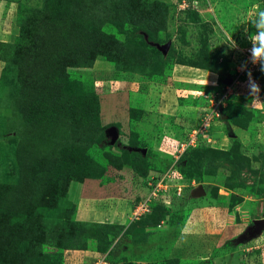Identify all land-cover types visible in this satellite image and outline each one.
I'll list each match as a JSON object with an SVG mask.
<instances>
[{"label":"rangeland","instance_id":"obj_1","mask_svg":"<svg viewBox=\"0 0 264 264\" xmlns=\"http://www.w3.org/2000/svg\"><path fill=\"white\" fill-rule=\"evenodd\" d=\"M42 1L0 0V42L15 40L22 5L39 6ZM119 1L83 0L81 9H75L86 19L103 23L105 31L126 42L133 52L152 54L155 63L163 58L150 48L155 42L149 36L161 45L170 42L169 48L175 47L169 64L214 67L219 75L229 69L231 37L239 32L244 43L251 39V32H257L251 19L264 11V0H141L144 6H161L156 11L161 26L143 30L130 25L128 16L143 20L147 14L137 5L126 15L120 13ZM5 65L0 59V75ZM68 73L93 88L96 121L78 112L66 114L64 120L54 116L45 127L32 126L23 115L13 85H0V264H101L106 251L108 263L104 264H264V227L257 233L251 229L255 219L264 218V148L254 154L234 140L231 148L204 142L203 137H213L220 127L224 130L222 117L211 121L197 148L190 147L177 160L171 146L191 128L199 127L205 112L190 122L178 114L180 110L173 111L174 101L167 99L163 104L168 113H161L148 85H168L170 77L145 79L126 73L105 55H99L90 66L69 68ZM258 78L264 85V70ZM218 83L202 89L203 96L220 91L223 83ZM16 86L19 89L21 81ZM64 88L74 91V87L72 91ZM203 96L187 102L206 104ZM255 97L264 100L263 89L240 91L226 102L225 108L234 113L243 109L238 124H247L245 129L261 127L256 125L262 118L260 113L251 108ZM154 103L159 104L156 110H152ZM131 108L138 110L135 115ZM112 126L118 132L114 142L107 134ZM167 135L176 139L165 140ZM161 140L168 141V147L162 146ZM169 162L178 166L185 189L194 181L203 186L205 193L199 199L184 202L180 209L164 208L123 224L78 220V205L101 207L95 192L98 199L128 200L129 192L138 189L134 173L163 168ZM53 173L63 175L67 189H45ZM15 195L20 201L15 202ZM24 204L39 217L38 225L45 231L43 240L29 250H22L20 234L12 227L24 221L18 214ZM62 237L78 245L85 243L80 248L82 261L70 253L73 248L56 246L55 239Z\"/></svg>","mask_w":264,"mask_h":264},{"label":"trees","instance_id":"obj_2","mask_svg":"<svg viewBox=\"0 0 264 264\" xmlns=\"http://www.w3.org/2000/svg\"><path fill=\"white\" fill-rule=\"evenodd\" d=\"M82 2L83 0H43L39 6L22 5L17 19L19 30L15 40L0 42V59L6 63L0 75V85L2 87L8 84L13 85V92L22 102L23 115L32 126L45 127L52 123L54 116L59 115L64 120L68 116L66 114L75 115L78 112L84 113L91 120L96 121L97 110L94 106L96 94L93 88L84 86L79 76L69 74L68 69L90 66L99 55H105L107 59L115 63L116 67L125 70L126 73L143 77L170 76V72L176 64L174 62L169 64L170 61L174 60L175 47H171L166 53H163L156 45L150 46L156 55L161 57L160 59L163 58L160 63L152 61V54L149 55V52H133L129 47L130 45L127 46L126 42L123 43L105 31L102 28L103 23H97L93 18L88 20L83 13H78L75 7L81 9L80 4ZM116 4L118 11L125 15L128 10L136 5L143 13L147 14L143 20L141 16L134 18L132 14H129V23L132 26L144 27L143 30L161 26L160 15L156 12L161 7L158 3L144 6L141 0H120ZM119 12L118 14H120ZM251 34L253 35L254 32L252 31ZM149 40L157 43L152 36H149ZM232 54L233 48L229 54V69L220 75L221 83H223L222 80L225 75L231 70ZM179 64L185 63L180 62ZM210 71L218 73L217 68L214 67L210 68ZM18 81H21L19 89L16 86ZM64 86L69 87L70 91L74 87V91L70 93L65 90ZM188 99L181 98L180 101L187 102ZM188 103L193 104L192 101ZM225 109L224 115H227L225 121L240 126L238 124L240 115L238 114H241L243 109L239 110L241 113L238 112V114L234 113L233 110L226 109V111ZM137 111V109H130L132 115H135ZM233 140L236 144H240L236 138ZM170 164L169 162L163 168H150L145 173L136 172L133 181L138 183V177H146L151 172L164 171ZM31 183L33 182L31 181ZM23 188L26 189V187L21 189ZM45 189H67L66 180L63 175L53 173L51 183ZM27 195L28 192L25 194V198ZM61 195H63V190H61ZM200 197L195 195L184 198L179 207L156 204L151 213L140 219L162 211L164 208L180 209L184 202ZM13 199L15 202L20 201L16 195ZM18 214L24 221L14 224L12 226L13 231H18L20 234L18 242L22 245V250L32 249L41 242V239L43 240L45 231L39 227L38 221L40 219L29 206L24 204ZM55 240L58 247L73 249L85 247V243L78 245V242L66 241L63 237ZM103 253L108 254L107 251Z\"/></svg>","mask_w":264,"mask_h":264},{"label":"crops","instance_id":"obj_3","mask_svg":"<svg viewBox=\"0 0 264 264\" xmlns=\"http://www.w3.org/2000/svg\"><path fill=\"white\" fill-rule=\"evenodd\" d=\"M236 33L234 34L235 37L234 36L231 37V48H232V44L240 41L242 38V37L239 38V34H240L239 32L237 34ZM0 36H1V33H0ZM243 36L245 35L243 34ZM1 40H4V39H1ZM170 73H171L170 76H162V77H170L168 85L165 82L160 81V79H157V80L162 82L163 83L162 85L157 84V83L150 84V86L148 85V88L150 90L149 95L152 97L153 100L159 101L158 103H160L159 108L161 109L160 110L161 113H165V112L168 113L163 103H167L165 101H167V99H170L171 101H174V103H172L173 107H175L172 109L173 111L180 110L178 114H181L182 116H186V118L190 122L192 120L197 121L200 118L201 114L203 113V106L205 104L197 105L196 102H194V104H189L188 102L187 103L181 102L180 99L189 98L191 96V98L189 99L199 101L198 98H201L203 96L202 89H206L208 85L217 86V83L220 82V75L208 69H204L202 67L193 66V65H187V64H175ZM154 77L155 76L144 77V78L152 79ZM222 81L224 82V80ZM155 88L159 90L160 93H158ZM162 88L163 89L165 88V89L163 90ZM149 95L147 96V98H150ZM205 95L206 94H204V96ZM149 103L150 101L148 102V104ZM151 104L150 106H152ZM157 104L154 103L152 110L157 109L158 107ZM251 106H252L251 108H254L253 111L260 113L262 117L260 122L256 124V125L261 126L259 127V130L254 129V126H251L245 129L244 127H241L239 125H234L227 120L226 121L223 120L222 122H224L223 123L224 130L221 129L220 127L218 131L215 132V135L213 137L210 134V137L209 136L204 137L203 141L204 142L208 141V143H211V142L216 143V146H221L223 148H227V147L231 148L233 138H236L238 142L240 143V145L244 144L245 148L248 147L250 149L251 151L250 153L253 152L255 154L259 149H263L264 148V100H258V98L255 97V99L252 100ZM183 107L187 109L184 110ZM190 130L188 131V133L184 135L185 137H183V139L187 138L188 134L190 133ZM164 138L165 140L169 139L168 141H170L171 139H176L175 137L169 136V135H167ZM183 139H180V140H183ZM165 140L163 141L161 140L160 144L162 146L164 145L165 147L166 146L168 147L167 145L168 141H165ZM96 194L98 193L95 192V197H94L95 201L100 202L102 204L101 207L99 208L94 207L92 209H89L88 207V209H86L78 205V213H79L78 215L80 216L78 220L85 221V222L94 221L98 223H119V224H123L129 221L130 219L129 214H130L132 205L127 199L117 198L116 201H113L114 199L110 200L109 198H106L105 196L104 197L101 196L98 199V196ZM132 194H134L133 189L129 192V195H132ZM94 198H91V199L93 200ZM91 199H89L90 202H92ZM84 201H86V198L81 199V201L79 202L83 203ZM125 206H127V209L125 208ZM82 251L83 250L81 249H74V250H71L70 253L74 255V257L76 256L77 258H79V260L82 261L81 259V257L83 256Z\"/></svg>","mask_w":264,"mask_h":264},{"label":"built area","instance_id":"obj_4","mask_svg":"<svg viewBox=\"0 0 264 264\" xmlns=\"http://www.w3.org/2000/svg\"><path fill=\"white\" fill-rule=\"evenodd\" d=\"M243 41L241 39L232 44L234 51L231 70L223 78L224 84L221 90L204 96L207 101L203 106L205 113L199 127L193 128L187 138L171 146L173 147L172 154L177 160L186 149L200 144L202 135H205L203 132L211 125V121L223 117L226 102L230 96L246 89L252 90L251 85L253 83L258 88L257 92H261L263 89L262 80L258 78L261 63L259 61L254 63L251 56L252 40L248 38L247 42L244 43ZM226 79L230 81L225 83ZM181 177L182 175L175 162H171L170 166L164 171L151 172L146 177H138V189L128 198L132 205L130 219L139 220L141 217L151 213L153 206L156 204L179 207L184 198L195 196V191L198 188L196 182L194 181L191 186L185 189ZM143 187L145 189H142ZM101 260V264L108 263L107 254H104Z\"/></svg>","mask_w":264,"mask_h":264},{"label":"clouds","instance_id":"obj_5","mask_svg":"<svg viewBox=\"0 0 264 264\" xmlns=\"http://www.w3.org/2000/svg\"><path fill=\"white\" fill-rule=\"evenodd\" d=\"M257 32L251 36L252 48L251 56L253 62L259 61L261 69L264 70V11H260L254 18L251 19ZM252 91H258L257 86L253 83L251 85Z\"/></svg>","mask_w":264,"mask_h":264},{"label":"water","instance_id":"obj_6","mask_svg":"<svg viewBox=\"0 0 264 264\" xmlns=\"http://www.w3.org/2000/svg\"><path fill=\"white\" fill-rule=\"evenodd\" d=\"M158 49H160L163 53H166L168 51V48L170 47V42H167L163 45L159 44V43H154ZM230 80L226 79L225 83H228ZM223 118L226 119L227 115H223ZM107 134L110 135L111 137V142H114L117 139L118 136V132H117V128L115 126L110 127V129L107 131ZM204 192V188L203 186H199L196 191H195V195L201 196L203 195ZM264 227V218H259V219H255L253 221V225L251 227V229H253L254 233L259 232L261 229H263Z\"/></svg>","mask_w":264,"mask_h":264}]
</instances>
